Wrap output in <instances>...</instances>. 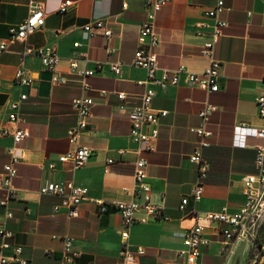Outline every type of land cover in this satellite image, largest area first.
<instances>
[{"label": "crops", "instance_id": "obj_1", "mask_svg": "<svg viewBox=\"0 0 264 264\" xmlns=\"http://www.w3.org/2000/svg\"><path fill=\"white\" fill-rule=\"evenodd\" d=\"M63 1L66 0H0V40L9 36L11 27L28 18L31 6L42 5L46 11L41 30L31 34L26 42L10 45L0 56V173L10 162L7 150L13 145L12 135H1V131L20 127L31 132V137L19 145L21 162L14 181L18 197L11 202L14 218L6 220L1 210L0 225L6 223L14 234L11 242L23 247L24 257L31 264H60L64 243L53 237L74 240V250L80 256L73 264H116L122 248V220L113 208L101 214L95 201L109 204L134 200L132 194L124 192L135 187L134 164L138 159L128 112L139 104L147 82L146 72L131 65L139 28L146 18L145 0H70L75 5L61 13ZM213 4V0H172L159 12L156 25L161 37L158 57L162 69L175 71L184 65L192 73L205 71L209 62L200 51L210 32H201L198 25ZM225 7L221 17L227 27L216 48V58L222 64L221 89L208 94L189 87L183 76L180 85L159 93L153 101L156 110L169 114L160 121L156 151L145 155L149 161L148 182L154 202L164 207L169 220H151L130 229V249L143 248L146 252L138 257L137 264H182L178 253L184 250V236L197 224L205 226L209 239L199 259L201 264H249L251 247L257 245L242 239L226 241L219 233V224L208 225L203 220L207 213L239 210L246 177L258 173L255 146L264 145L257 139L250 140L244 150L233 149L231 144L236 125L264 127L256 103L264 94V2L225 0ZM92 19L113 23L115 36L110 46L117 49L116 54L106 53L104 38L89 39L85 35L82 27ZM75 43L80 47L75 48ZM28 47L57 49L60 62L55 71L45 70L35 53L22 61ZM76 54L78 71L110 61L123 64L122 74L117 77L105 66L88 79L91 90L85 92L70 68ZM21 67L32 78L30 86L14 81V74ZM55 76L68 79V84H53ZM117 93L128 96L125 103L119 101ZM22 95L28 99L20 104L18 112L24 123L17 125L9 121L10 104L18 102ZM81 96H89L95 102L89 120L91 134L81 138V145L92 150V157L73 174L57 159L72 149L67 139L68 130L76 125L72 101ZM206 103L216 108L208 125L213 133L211 146L204 150L210 170L203 199L197 204L190 201L188 209L194 215H189L179 206L190 196L197 179L189 157L199 137L192 129L200 126L198 115ZM109 159L114 164L108 165ZM53 162L58 164L54 171L48 167ZM70 180L89 189L76 218H69L65 212L54 214L53 208L61 200L40 193L48 183ZM4 197L0 190V200Z\"/></svg>", "mask_w": 264, "mask_h": 264}, {"label": "built area", "instance_id": "obj_2", "mask_svg": "<svg viewBox=\"0 0 264 264\" xmlns=\"http://www.w3.org/2000/svg\"><path fill=\"white\" fill-rule=\"evenodd\" d=\"M85 1V0H80ZM172 0H145L146 18L141 23L138 35V47L135 52L132 66L142 69L147 74L145 91L139 104L130 108L128 118L131 125V139L136 145V154L138 159L134 164L135 187L133 190L124 189L126 194H132L134 200L130 202H112L106 203L97 200L95 203L100 207V213L105 214L110 208H113L122 220L123 231L121 233L122 248L119 252V261L116 264H137V259L146 254L143 248H137L132 251L128 244L129 231L135 225L147 224L151 220L167 221L169 218L165 215V209L153 200V190L148 182L149 161L146 154L153 153L157 149V143L160 137V121L168 116V111L156 110L153 107V101L159 93H165L170 87H176L181 84L184 76L186 84L191 88H197L208 94L216 93L221 89V68L222 64L216 58V48L220 39L224 36V30L227 22L221 15L225 12V0H213V7L204 13V21L198 25L201 32L209 30L210 34L206 42L202 45L200 54L209 62L208 67L203 73L196 74L189 72L184 65H180L175 71L162 69L158 57V49L161 45V37L156 25L157 15ZM264 2V0H262ZM75 5L74 1H63L60 6V12L66 13ZM46 11L42 5H33L30 7L28 18L19 25L13 26L9 30V36L0 40V56L7 52L10 45L18 42H26L28 37L41 30L45 25ZM113 23L102 19H92L82 27L83 32L89 39L104 38L106 41V53L114 55L117 49L110 46V41L114 38V31L111 27ZM75 48L80 47L79 43L74 44ZM35 53L41 59L42 67L50 72H54L60 62V56L54 47H45L38 49L27 48L23 53L22 61L25 56ZM77 54L71 60L70 68L80 81L83 91H90L91 86L88 79L94 77L105 66H108L111 72L120 77L123 71L121 62H98L94 69L77 70ZM89 62L88 59H85ZM1 75V69H0ZM14 81L21 86H30L32 78L29 72L23 67L17 69L14 74ZM52 83L55 85H66L68 79L62 77H53ZM107 95L105 91L102 92ZM117 98L121 103H125L128 96L125 93H117ZM28 99L27 95H22L18 102L10 104L12 110L9 115V121L14 124L24 123L19 116L20 104ZM257 110L259 118L264 122V94L257 100ZM94 99L89 96H81L72 101V107L76 115V125L67 132V139L72 149L67 153L60 155L57 159L59 165H67L71 173L84 167L92 157V150L81 145V138L85 134H91L89 131V120L92 117ZM121 109L124 106L120 107ZM216 108L206 103L199 112L201 124L192 131L199 137L196 149L189 157L192 165L197 171V179L193 185L189 197L182 200L179 210L194 215L193 211L188 209L192 200L194 203L202 201L204 196V184L210 170V165L204 157V150L211 146L213 137L209 130L213 113ZM11 134L13 145L7 152L10 162L4 166L0 173V190L5 193L4 199L0 200V211H4L6 220L14 218L11 210V202L17 199V191L14 181L18 174L17 166L21 162L19 145L31 137V132L27 128H16L14 131H1V135ZM257 139L264 141V127H254L246 124L236 125L233 128L232 148L247 149L249 141ZM255 163L258 173L247 176L243 192L244 201L238 211L234 213L222 209L217 213H207L203 220L208 225L219 224V233L226 241L246 240L259 245L257 234L264 221V145L255 146ZM58 164L50 163L49 169L54 171ZM108 165L114 164V160H107ZM108 172V169H105ZM43 196H54L61 200L60 204L53 208L54 214L65 212L69 218L79 216V209L87 199L89 189L78 186L74 180L67 182H53L43 186L40 190ZM29 212V211H28ZM13 232L7 227L6 223L0 225V264H31L24 257L23 247L13 244ZM64 242L62 258L60 264H73L75 258L80 253L74 250V240L69 237H53ZM184 250L178 253L182 259V264H201L199 259L203 248L209 245V239L205 235V226L197 224L189 229L184 236ZM264 250V245L262 246Z\"/></svg>", "mask_w": 264, "mask_h": 264}, {"label": "rangeland", "instance_id": "obj_3", "mask_svg": "<svg viewBox=\"0 0 264 264\" xmlns=\"http://www.w3.org/2000/svg\"><path fill=\"white\" fill-rule=\"evenodd\" d=\"M257 240L260 243L259 246L252 245L249 255V264H264V250L262 249V246L264 245V221L260 230L258 231Z\"/></svg>", "mask_w": 264, "mask_h": 264}, {"label": "bare ground", "instance_id": "obj_4", "mask_svg": "<svg viewBox=\"0 0 264 264\" xmlns=\"http://www.w3.org/2000/svg\"><path fill=\"white\" fill-rule=\"evenodd\" d=\"M64 243V242H63ZM30 262V261H29ZM31 263V262H30Z\"/></svg>", "mask_w": 264, "mask_h": 264}]
</instances>
